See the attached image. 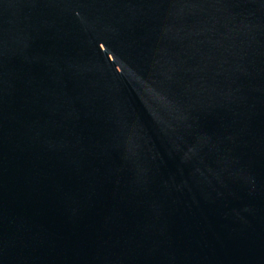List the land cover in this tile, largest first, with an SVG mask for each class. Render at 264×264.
<instances>
[{
    "label": "water",
    "instance_id": "obj_1",
    "mask_svg": "<svg viewBox=\"0 0 264 264\" xmlns=\"http://www.w3.org/2000/svg\"><path fill=\"white\" fill-rule=\"evenodd\" d=\"M0 264H264V0H0Z\"/></svg>",
    "mask_w": 264,
    "mask_h": 264
}]
</instances>
